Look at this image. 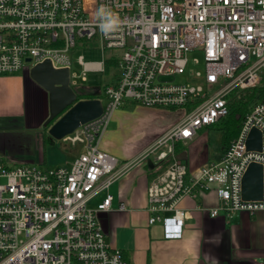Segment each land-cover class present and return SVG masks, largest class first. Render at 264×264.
Returning a JSON list of instances; mask_svg holds the SVG:
<instances>
[{"label":"built area","instance_id":"2783aa9c","mask_svg":"<svg viewBox=\"0 0 264 264\" xmlns=\"http://www.w3.org/2000/svg\"><path fill=\"white\" fill-rule=\"evenodd\" d=\"M101 4L122 19L107 35L97 27ZM78 42L96 44L103 59L88 63L80 54L81 70L73 71ZM46 59L70 69L73 87L80 85L78 77L88 80L89 70L107 71L108 61L115 73L104 86L102 114L63 138L84 145L70 165L9 166L0 158V264H131L107 240L100 214L111 209V183L149 160L157 171L147 188L148 221L161 223L167 239L182 237L184 196L216 190L218 205L201 207L213 217L264 210V100L247 113L218 160L189 171L176 148L228 114L231 91L262 83L264 0H0V74ZM183 74L186 81L178 82ZM125 104L181 117L122 162L101 143L115 110ZM252 128L261 132V150L247 146ZM253 162L262 165L263 195L244 199L242 179ZM103 190L104 199L91 206Z\"/></svg>","mask_w":264,"mask_h":264},{"label":"crops","instance_id":"0c3cea01","mask_svg":"<svg viewBox=\"0 0 264 264\" xmlns=\"http://www.w3.org/2000/svg\"><path fill=\"white\" fill-rule=\"evenodd\" d=\"M48 115V92L33 80L30 67L13 74L1 73L0 158L6 163L17 160L35 163L9 155L8 151L17 144L15 135L18 133L22 135V142L32 148L45 138L52 144L60 140L52 137L44 126ZM180 117V114L136 104L121 106L115 110L101 146L125 162L138 156ZM212 129L202 127L192 140L176 145L189 171L195 172L204 163L221 157V141L217 154L211 150ZM83 150L84 146L74 154L72 162ZM71 163L65 162V165ZM156 171L155 162H140L109 186L108 192L113 195L111 209L102 212L100 217L113 248L121 250L131 264H205V256L215 258L217 264H260L264 258V210L253 213L242 210L231 216L213 217L201 207L218 205L214 189L202 196L181 199L180 207L188 213L181 238L167 239L161 223L149 224L147 188ZM106 194V190L99 192L90 201L91 206L98 205ZM121 204L125 209H119Z\"/></svg>","mask_w":264,"mask_h":264},{"label":"water","instance_id":"95a60500","mask_svg":"<svg viewBox=\"0 0 264 264\" xmlns=\"http://www.w3.org/2000/svg\"><path fill=\"white\" fill-rule=\"evenodd\" d=\"M30 61V58H27ZM30 75L49 95V115L44 122L48 133L63 139L86 122L95 119L103 112L101 98L78 99L70 83L69 68H55L49 59L30 67ZM249 149L261 150L262 135L259 129L252 128L247 138ZM180 157V156H179ZM262 165L251 163L242 179V196L244 199H261Z\"/></svg>","mask_w":264,"mask_h":264},{"label":"rangeland","instance_id":"374dc122","mask_svg":"<svg viewBox=\"0 0 264 264\" xmlns=\"http://www.w3.org/2000/svg\"><path fill=\"white\" fill-rule=\"evenodd\" d=\"M81 43L82 42H78V46L73 51V55H72L73 71L76 72L81 70L82 67V65H80L79 62L77 61V57L80 54L84 55V61H95V60L103 59L102 51L96 44L89 46L88 44H81ZM106 53H108V50L106 51ZM195 56H199V55L197 54ZM114 73H115L114 69H107V71L89 70L87 72L88 80L86 82H82L79 77L76 79L79 84L82 83L88 85H100L104 88L105 84L110 81V78ZM7 74H13V73H7ZM176 80L178 82L186 81V74L179 75L176 78ZM216 89L217 88H214L212 92H214ZM103 101L106 102V99L103 98ZM15 137L18 142L16 145L14 144V147L11 148L10 151H8L9 155L11 154L14 157H24L28 161H33L37 163V165H39L44 169L47 168L53 169L58 164L65 165V162L71 163L72 159L74 158V154L79 152L82 146H84L83 143L72 144L70 142H64L62 139L55 140L56 141L55 144H52L50 140H47L45 138L43 142L40 143V145L37 143L38 146L32 148L31 145H26L24 144V141L22 142V135H20L19 133L16 134ZM221 137L222 135L220 129L213 128L211 130L210 132V141L212 144L211 150L212 152H215L214 154H217L219 152ZM17 161L18 162L15 163L9 161V163L7 164L9 166H16L20 160Z\"/></svg>","mask_w":264,"mask_h":264},{"label":"trees","instance_id":"16d2710c","mask_svg":"<svg viewBox=\"0 0 264 264\" xmlns=\"http://www.w3.org/2000/svg\"><path fill=\"white\" fill-rule=\"evenodd\" d=\"M111 63V61H108L106 66L107 69L110 67ZM74 89L78 95L77 100L104 97V88L100 85L81 84L74 86ZM227 99L229 107L228 114L217 123L209 125L212 128L221 130L222 150H224L238 134L241 122L247 113L250 112L255 104L264 100V78L259 86L246 89H234L229 93Z\"/></svg>","mask_w":264,"mask_h":264},{"label":"clouds","instance_id":"9594fccd","mask_svg":"<svg viewBox=\"0 0 264 264\" xmlns=\"http://www.w3.org/2000/svg\"><path fill=\"white\" fill-rule=\"evenodd\" d=\"M97 27L105 35L116 31L122 24V19L111 8L101 4L96 10ZM205 264H217L215 258L205 256Z\"/></svg>","mask_w":264,"mask_h":264}]
</instances>
